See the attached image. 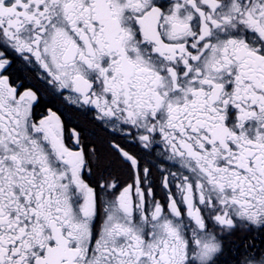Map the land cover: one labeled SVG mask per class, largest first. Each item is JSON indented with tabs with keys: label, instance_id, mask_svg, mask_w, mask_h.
<instances>
[{
	"label": "snow or ice",
	"instance_id": "obj_1",
	"mask_svg": "<svg viewBox=\"0 0 264 264\" xmlns=\"http://www.w3.org/2000/svg\"><path fill=\"white\" fill-rule=\"evenodd\" d=\"M0 264H264V0H0Z\"/></svg>",
	"mask_w": 264,
	"mask_h": 264
},
{
	"label": "flooded vegetation",
	"instance_id": "obj_2",
	"mask_svg": "<svg viewBox=\"0 0 264 264\" xmlns=\"http://www.w3.org/2000/svg\"><path fill=\"white\" fill-rule=\"evenodd\" d=\"M42 110H43V109H41V111H42ZM65 112H66V114H67L69 117H72V120H71V121H66L67 128L70 129V128H72V127L75 126L76 117H75V115H74L72 112L68 111L67 109L65 110ZM66 130H67V129H66Z\"/></svg>",
	"mask_w": 264,
	"mask_h": 264
}]
</instances>
